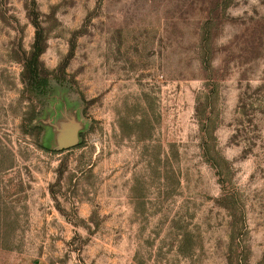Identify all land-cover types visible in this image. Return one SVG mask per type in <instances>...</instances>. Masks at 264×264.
Wrapping results in <instances>:
<instances>
[{
    "label": "rangeland",
    "instance_id": "374dc122",
    "mask_svg": "<svg viewBox=\"0 0 264 264\" xmlns=\"http://www.w3.org/2000/svg\"><path fill=\"white\" fill-rule=\"evenodd\" d=\"M0 264H264V0H0Z\"/></svg>",
    "mask_w": 264,
    "mask_h": 264
}]
</instances>
